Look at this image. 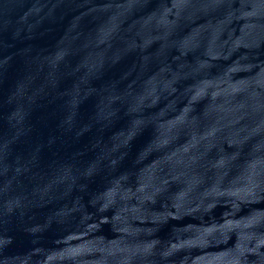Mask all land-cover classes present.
I'll return each instance as SVG.
<instances>
[{
    "label": "water",
    "instance_id": "obj_1",
    "mask_svg": "<svg viewBox=\"0 0 264 264\" xmlns=\"http://www.w3.org/2000/svg\"><path fill=\"white\" fill-rule=\"evenodd\" d=\"M0 264H264V0H0Z\"/></svg>",
    "mask_w": 264,
    "mask_h": 264
}]
</instances>
